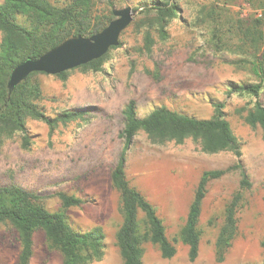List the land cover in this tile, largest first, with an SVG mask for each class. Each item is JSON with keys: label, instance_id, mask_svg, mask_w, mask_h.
Wrapping results in <instances>:
<instances>
[{"label": "rangeland", "instance_id": "obj_1", "mask_svg": "<svg viewBox=\"0 0 264 264\" xmlns=\"http://www.w3.org/2000/svg\"><path fill=\"white\" fill-rule=\"evenodd\" d=\"M146 1L151 0H113V7L131 6L134 19L119 46L109 50L101 71L73 68L66 81L38 74L43 91L40 106L49 115L77 109L84 111L85 119L61 124L50 134L45 122L28 118L30 145L23 147L21 133H16L0 149V185L17 183L37 192L51 211L62 209L57 192L81 198L80 205L66 209L71 225L83 232L100 227L105 234V254L92 264H124L116 239L123 220L121 196L111 173L123 146L125 105L135 99L139 116L167 106L210 118L214 105L224 102L226 117L243 144V163L251 182L243 189L231 246L220 254L216 241L225 207L240 189L242 176L234 167V152L207 153L192 139L155 144L140 130L127 154V178L156 206L177 249L173 257L165 258L157 244L146 241L143 262L264 264V136L259 126L253 128L244 119L255 97L229 94L233 85L261 80L255 64L264 70V37L255 46L245 32L251 28L264 36V0H177L180 11L170 21L166 40L154 27L148 28L151 16L143 9ZM113 7L98 3L95 14L107 15ZM257 20L261 24L255 28ZM147 29L156 40L151 53L143 51ZM260 99L264 103V87ZM213 169L228 171L208 183L199 220L200 250L191 259L179 234L202 174ZM139 216L144 218L143 213ZM20 249L17 230L0 224V264H16ZM31 264H63L61 253L48 248L42 229L34 234Z\"/></svg>", "mask_w": 264, "mask_h": 264}, {"label": "trees", "instance_id": "obj_2", "mask_svg": "<svg viewBox=\"0 0 264 264\" xmlns=\"http://www.w3.org/2000/svg\"><path fill=\"white\" fill-rule=\"evenodd\" d=\"M4 0L0 2V149L7 138L21 133L23 147L31 143L28 118L45 122L52 134L59 125H66L76 119L84 120V111L71 109L49 115L41 106L43 91L38 74L32 72L9 93L8 80L13 68L27 58H37L63 40L76 35L91 36L102 30L114 18L110 8L107 15L95 14L98 3L113 7V0ZM144 11L151 18L148 28H155L159 37H170L168 26L177 17L180 5L177 0H151L143 4ZM22 17L23 20L19 21ZM261 24L257 20L254 27ZM248 29L246 40L257 46L263 35ZM143 51L151 53L156 42L150 29L143 35ZM119 46V45H118ZM118 46H113L116 48ZM109 51L76 68L83 71H101ZM261 80L258 83L233 85V92L246 93L255 97L253 107L244 119L251 127H260L264 136V103L260 93L264 87V70L255 64ZM134 71V66L131 73ZM70 70L56 74L62 81L69 77ZM215 113L210 118H199L178 112L167 106H157L147 115L139 116L137 102L130 99L123 109L124 127L121 131L123 146L118 161L112 170L114 187L121 196L122 224L117 233V245L124 264H144V242L157 244L165 258L173 257L177 249L167 236L166 226L156 206L136 187L126 174L128 151L140 130L147 133L155 144L174 142L182 144L192 139L200 144L203 151L216 153L232 150L237 157L235 168L241 172L240 189L225 207L224 221L217 237L220 254L231 246L238 229V209L243 197V189L250 187L249 174L243 163V144L234 133L224 111V102H217ZM228 169L205 171L198 183L194 199L190 205L186 223L180 231V240L189 246L190 258L195 259L200 250L201 231L199 220L202 203L207 194L208 183L225 174ZM62 201V209L51 211L42 202L43 196L17 184L0 185V224L12 225L19 234L21 244L16 264H31L34 255V234L42 229L45 232L49 249L62 255L63 264H92L105 254V234L102 228L83 232L70 223L66 209L80 205L82 199L65 192H57ZM140 213L144 218L141 220ZM264 247V241L262 242Z\"/></svg>", "mask_w": 264, "mask_h": 264}, {"label": "water", "instance_id": "obj_3", "mask_svg": "<svg viewBox=\"0 0 264 264\" xmlns=\"http://www.w3.org/2000/svg\"><path fill=\"white\" fill-rule=\"evenodd\" d=\"M114 18L99 32L91 35L71 36L37 58H27L11 71L9 93L32 72L56 75L71 70L106 54L118 46L123 31L132 23L134 11L131 6L113 7Z\"/></svg>", "mask_w": 264, "mask_h": 264}, {"label": "built area", "instance_id": "obj_4", "mask_svg": "<svg viewBox=\"0 0 264 264\" xmlns=\"http://www.w3.org/2000/svg\"><path fill=\"white\" fill-rule=\"evenodd\" d=\"M259 15H261V13Z\"/></svg>", "mask_w": 264, "mask_h": 264}]
</instances>
